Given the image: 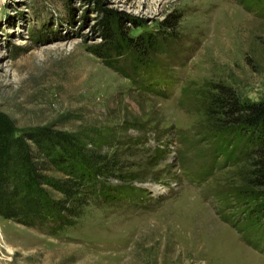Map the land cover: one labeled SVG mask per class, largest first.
I'll use <instances>...</instances> for the list:
<instances>
[{
    "label": "rangeland",
    "instance_id": "374dc122",
    "mask_svg": "<svg viewBox=\"0 0 264 264\" xmlns=\"http://www.w3.org/2000/svg\"><path fill=\"white\" fill-rule=\"evenodd\" d=\"M111 14L155 36L142 61L130 46L108 63L93 52ZM215 84L264 98V0H0V110L111 163L64 222L0 216V264H264L255 146L215 151Z\"/></svg>",
    "mask_w": 264,
    "mask_h": 264
},
{
    "label": "trees",
    "instance_id": "16d2710c",
    "mask_svg": "<svg viewBox=\"0 0 264 264\" xmlns=\"http://www.w3.org/2000/svg\"><path fill=\"white\" fill-rule=\"evenodd\" d=\"M111 16L103 18L104 42L93 52L108 63L110 55L120 54L130 46L137 52L136 60L142 61L147 52L154 49L155 36L149 32L130 36L121 27L119 18ZM176 18L177 15L170 12L159 20L158 26L164 31L174 29ZM214 87L211 106L215 151L231 157L240 149L234 141L244 136L255 146L243 150L250 165L249 172L258 185L264 186V98H243L226 84ZM109 168L111 163L104 155L88 149L75 136L42 125L17 128L0 110V216L25 224L47 217L64 222L75 213L84 181ZM52 171L62 176H55ZM44 185L62 196L51 198Z\"/></svg>",
    "mask_w": 264,
    "mask_h": 264
}]
</instances>
